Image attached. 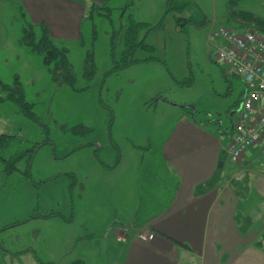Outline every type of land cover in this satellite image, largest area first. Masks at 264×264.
Segmentation results:
<instances>
[{
  "label": "rangeland",
  "instance_id": "374dc122",
  "mask_svg": "<svg viewBox=\"0 0 264 264\" xmlns=\"http://www.w3.org/2000/svg\"><path fill=\"white\" fill-rule=\"evenodd\" d=\"M4 3L0 15L16 51L0 48V79L14 86L18 76L34 117L0 100L13 136L0 157L26 155L10 172L1 160L0 264H117L126 242L115 229L144 224L175 195L178 180L162 153L167 134L183 117L215 131L233 124L230 110L237 118L245 84L216 60L213 35L222 26L246 28L233 11L264 17V0L86 1L80 37L55 38L69 49L74 86L54 80L43 56L20 44L30 16L16 1ZM131 19L162 27L141 32L153 49L125 58ZM89 51L90 80L83 74ZM133 56L155 58L110 72ZM0 94L7 95L1 86ZM221 159L227 168L225 152Z\"/></svg>",
  "mask_w": 264,
  "mask_h": 264
},
{
  "label": "crops",
  "instance_id": "0c3cea01",
  "mask_svg": "<svg viewBox=\"0 0 264 264\" xmlns=\"http://www.w3.org/2000/svg\"><path fill=\"white\" fill-rule=\"evenodd\" d=\"M3 1V8L18 2L29 22L46 24L54 39H68L80 37L85 2L104 0ZM10 47L16 51L0 15V48ZM3 121L0 115V137L8 134ZM217 128L183 117L167 134L162 153L178 180L175 195L144 224L115 229L126 242L117 264H264V148L253 146L241 162H232L227 156L230 127ZM223 152L228 166L220 169ZM215 175L214 187L207 184L197 193Z\"/></svg>",
  "mask_w": 264,
  "mask_h": 264
},
{
  "label": "trees",
  "instance_id": "16d2710c",
  "mask_svg": "<svg viewBox=\"0 0 264 264\" xmlns=\"http://www.w3.org/2000/svg\"><path fill=\"white\" fill-rule=\"evenodd\" d=\"M238 1L239 0H230V3L234 5ZM92 7H94V5ZM105 8L107 7L105 6ZM169 9H171V7H168V10ZM232 13L233 17L243 26L252 27L255 29L257 28L258 31L261 30L264 33V17L257 16L253 12L245 10L233 11ZM155 27H162V23L160 22L157 25H151L147 22H137L132 19L127 21L125 25V58H127V56L134 55L137 49L140 47L153 49V46L145 42L144 37L141 36V32L143 30L150 31ZM19 42L21 45L27 46L32 52L43 56L44 63L48 67V70L54 80L59 83L70 84L72 86L76 84L77 76L74 71L73 64L70 62L69 59V49L65 45H59L58 43H56L55 39L51 35L50 29L46 26V24H34L28 21L24 27L23 34L20 37ZM114 48L115 41L114 39H112V55H114ZM154 58L155 57L138 59L133 56L131 57V59L126 60L125 63L115 65L110 72L122 69L124 67H128L141 60H149ZM95 72L96 66L94 61V55L91 51H89L85 60L83 74L86 79L90 80L95 75ZM0 86L1 88L7 91V95L5 96L0 94V100H13L16 105H18L20 111H22L24 114H27L28 116L34 117V113L31 109L32 105L28 103L24 98L23 87L21 82L19 81L18 76L15 77L14 86H10L9 84L3 82L1 79ZM12 138V135L2 134L0 137V147L2 145L9 144ZM39 145L41 144L38 143V145L31 149V152H34ZM24 154L25 151L16 153L11 157L10 160L0 157L2 163H8L9 167H6V172L14 170L16 168V163L26 156ZM31 156L32 154L28 156V161H30ZM216 183L217 180L215 175L213 176V180H209L204 185H199L197 187V193L207 190V188L205 187L207 186V184L210 185V187H214ZM40 262L41 264H49L44 263L42 261ZM72 264L85 263L83 260L77 259L74 260Z\"/></svg>",
  "mask_w": 264,
  "mask_h": 264
},
{
  "label": "built area",
  "instance_id": "2783aa9c",
  "mask_svg": "<svg viewBox=\"0 0 264 264\" xmlns=\"http://www.w3.org/2000/svg\"><path fill=\"white\" fill-rule=\"evenodd\" d=\"M217 59L242 79L244 94L230 126L228 159L241 162L249 148H264V33L252 27H220L213 35ZM222 40V42H218Z\"/></svg>",
  "mask_w": 264,
  "mask_h": 264
},
{
  "label": "flooded vegetation",
  "instance_id": "af4514ba",
  "mask_svg": "<svg viewBox=\"0 0 264 264\" xmlns=\"http://www.w3.org/2000/svg\"><path fill=\"white\" fill-rule=\"evenodd\" d=\"M240 102H241V100H240ZM239 105H240V103L238 105H236V109L238 108ZM228 115H229V118H231V116L233 115V111L230 110Z\"/></svg>",
  "mask_w": 264,
  "mask_h": 264
},
{
  "label": "water",
  "instance_id": "95a60500",
  "mask_svg": "<svg viewBox=\"0 0 264 264\" xmlns=\"http://www.w3.org/2000/svg\"><path fill=\"white\" fill-rule=\"evenodd\" d=\"M219 166H222V163H220Z\"/></svg>",
  "mask_w": 264,
  "mask_h": 264
}]
</instances>
